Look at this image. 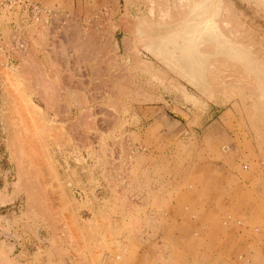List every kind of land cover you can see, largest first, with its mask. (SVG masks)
I'll return each instance as SVG.
<instances>
[{
	"label": "rangeland",
	"instance_id": "rangeland-1",
	"mask_svg": "<svg viewBox=\"0 0 264 264\" xmlns=\"http://www.w3.org/2000/svg\"><path fill=\"white\" fill-rule=\"evenodd\" d=\"M35 1L0 4V264H264L259 94L222 58L203 93L125 25L181 0ZM240 1L230 33L264 54Z\"/></svg>",
	"mask_w": 264,
	"mask_h": 264
},
{
	"label": "bare ground",
	"instance_id": "bare-ground-1",
	"mask_svg": "<svg viewBox=\"0 0 264 264\" xmlns=\"http://www.w3.org/2000/svg\"><path fill=\"white\" fill-rule=\"evenodd\" d=\"M259 1L264 4V0ZM166 4H160L161 8L164 6L163 10L160 8V13H164V16L160 14L164 17L161 24L133 23L127 18L125 27L133 33L135 39L146 41L151 38L153 41L150 40V46L148 43L150 50L162 59L167 67L185 77L207 95H213V85L216 84L211 78V66L220 58L229 60L230 79L241 83L245 89L258 93L264 108V54L254 46V43H259V39L253 38V43H247L242 36H238L239 32L238 35L230 33L233 28V11L241 8V1L181 0L179 13L171 10L170 3ZM246 14L250 21L254 22L250 15ZM220 73L222 71L217 74L215 81L224 77V73Z\"/></svg>",
	"mask_w": 264,
	"mask_h": 264
},
{
	"label": "built area",
	"instance_id": "built-area-1",
	"mask_svg": "<svg viewBox=\"0 0 264 264\" xmlns=\"http://www.w3.org/2000/svg\"><path fill=\"white\" fill-rule=\"evenodd\" d=\"M0 4L3 7L7 8L8 10L23 11V13L28 12V13L32 14L34 19L36 18L37 21H39L43 15L48 16L49 14H51V11L48 10L46 7H44V5L41 1H35V0H0ZM27 17H29V14L27 15ZM18 43L21 46L24 45V43H22V44L20 42H18Z\"/></svg>",
	"mask_w": 264,
	"mask_h": 264
}]
</instances>
